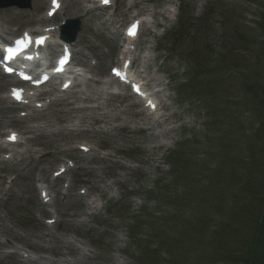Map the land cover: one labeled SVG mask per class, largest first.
I'll return each instance as SVG.
<instances>
[{"label":"rangeland","instance_id":"1","mask_svg":"<svg viewBox=\"0 0 264 264\" xmlns=\"http://www.w3.org/2000/svg\"><path fill=\"white\" fill-rule=\"evenodd\" d=\"M84 1L87 9L88 0ZM168 1L116 0L115 17L104 21L109 12L102 11L92 14L88 22L78 21L79 48L87 49L99 62L88 86L97 90L91 81L105 78L109 67L106 64L117 61L112 44L119 35L118 25L138 10L163 12ZM178 1L182 8L178 22L154 43H146L143 38L138 41L139 58L146 54L150 58L146 66L149 77L160 82L169 116L165 123L147 124L141 117L132 118L127 113L135 114L138 108L130 100L106 96L102 108L87 112L81 127L70 135L64 126L71 120L67 108L61 121L41 118L19 127L21 131H31L29 135L35 141L26 155L4 165L0 172V241L8 240L38 259L27 263L5 256L8 247L0 244V264H149L148 257L157 264H167L165 252L171 258L169 264H201L216 259L206 253L212 247L203 230L212 220L219 219L217 215L230 207V201L238 208L237 202H241L243 209L239 214L243 219H234L233 212L229 217L223 216L227 226H222L221 234L229 236L227 242L232 247L229 244L227 250H246L251 231L259 227L254 219L264 216L263 205L249 200L245 193V188L264 192V118L257 119L264 107V93L253 101L250 92L251 83L257 87L264 81V60L248 58L240 43H253L257 38L254 33H259L262 25L259 13H264V0ZM133 2H140V7L126 13ZM2 4L13 5L0 9V21L11 30L34 24L27 17L18 20L17 12L32 13L37 18L44 8L33 11L31 0H0ZM155 19L157 26H164L159 16ZM103 48L109 49L108 56L102 54ZM189 62H194L195 76L182 91L181 84L194 70ZM229 71L233 73L230 75ZM226 98L229 101L225 102ZM126 105L129 108L125 109ZM59 109L62 107L46 113ZM124 110L128 112L122 113ZM83 116L80 114L81 119ZM114 116L118 118L115 122L110 118ZM11 119L1 110L0 121L17 127ZM95 119L104 123H95ZM257 122L261 127L252 135L251 128ZM162 124L171 131L164 138ZM35 125L41 128L35 131ZM51 134L57 142L45 138ZM151 137L160 139L163 146L154 149ZM81 139L91 142L97 150H106L112 158L100 161L95 157H75L77 168L65 178L69 181L71 176L72 182L64 194L60 184H50L49 174L61 159L73 158L67 152L69 144ZM249 143L251 147L247 149ZM119 158L138 164L139 168L126 171L116 162ZM9 175L14 178L10 191L2 184ZM209 178H214L215 183L207 191L202 187ZM35 182L47 183L55 193L52 207L59 215V223L52 233L39 222L47 215L36 200ZM107 184L118 188V197L109 201L99 215L88 217L85 198L76 192L83 187L106 201L105 191L110 188ZM238 190L243 197L236 195ZM251 214L253 219L246 217ZM209 229L206 227L205 231ZM68 234H75L79 239L76 244L89 248V257L83 258L68 244ZM171 234L176 236L175 242ZM165 236L163 240L156 239L159 242L153 240Z\"/></svg>","mask_w":264,"mask_h":264},{"label":"bare ground","instance_id":"2","mask_svg":"<svg viewBox=\"0 0 264 264\" xmlns=\"http://www.w3.org/2000/svg\"><path fill=\"white\" fill-rule=\"evenodd\" d=\"M31 2H32V10L33 11H36V10H38V9H41L42 7H43V4H44V0H31ZM84 3H85V1L84 0H64L63 1V6H62V9H61V12H60V14H62L63 16L65 15V14H68V20H73V19H78V20H80V19H82V23L84 22H88V18H89V16H91L92 15V12H93V10H91V11H87V10H85L84 9ZM142 5V4H141ZM133 7H140L139 6V4L136 2V3H133L129 8H128V10L127 11H129V10H131ZM142 8H145L144 6L142 7ZM11 11H13V10H11ZM16 14H18L19 15V18H18V20H24L26 17L27 18H29L30 20L29 21H32L33 20V14L31 13V15H30V13L28 14V13H26L25 11H22V12H17ZM157 14V13H156ZM128 15V14H127ZM158 15H160L161 17H162V13L160 12V13H158ZM118 48H119V50H121V45H119L118 46ZM144 59H145V62H144V67H146L147 66V64L149 63V61H150V58H148V55H146L145 57H144ZM143 63V62H142ZM90 70H89V74H90ZM96 74H97V72H96ZM98 74L99 75H102V73L100 72V71H98ZM97 74V75H98ZM148 78V79H147ZM144 79H146V80H148V82H151V81H153V83H154V85H158L159 84V81H158V79H155V78H152V79H150L149 80V76L147 75V76H145V78ZM6 80V78H4V77H2V76H0V81H2V82H4ZM93 86L95 87H98V89L97 90H94V89H92V87H90V86H88V85H84L83 87H82V89L84 88L85 89V91H83L82 90V92L81 93H79V96H78V102H79V100H80V97H82V96H84V97H87V100H89L87 103H94V102H98V103H100V100L102 99L101 98V96H102V92L104 91V90H106L107 88H105L108 84H109V80H103V81H100V80H94L93 82ZM3 85L4 84H1L0 85V90L3 88ZM98 90L100 91V93L98 92ZM45 95V93H39V94H37L36 95V99L34 100L35 102H40V100H39V98L40 97H42V96H44ZM109 98H111V96H109ZM95 99V100H94ZM104 99V98H103ZM60 102L61 103H55V104H53V106H63V107H66V106H71L72 104L71 103H68V102H66V99H62V100H60ZM0 103L1 104H3V103H5V101H3L2 99H0ZM128 106H130V105H128ZM125 112H127V110H124L122 113H125ZM6 114V113H5ZM46 114H48V113H44V114H38V115H35V117H33L32 116V118H30V119H25V121H22V120H14L13 122L14 123H16V124H18V125H22V124H24L26 121H28V120H31V119H35L36 117H38V119L40 118V120H41V118L42 119H51V117L53 118V119H55L56 121H61L62 120V118L64 117V115H65V112L62 110V109H60L59 111H57L56 113H51L50 112V114H48V115H46ZM129 116L131 115V116H133L132 118H135V119H138L137 117H141V118H143V112H140V111H138V113H127ZM107 118V117H106ZM111 118V120L112 121H117L118 120V118H117V116H114V117H110ZM169 118V117H168ZM168 118L166 119V121L168 120ZM144 120V119H143ZM142 120H137V123L138 124H140V122H141ZM165 121V122H166ZM94 122L95 123H97V122H100V123H104V121H102V120H99V119H95L94 120ZM164 122V123H165ZM148 130L150 131V130H153V128H148ZM160 131H162L161 133H162V138H164L165 137V134H167V135H169V134H171V131L170 130H168L166 127H164V125L162 124V126L160 127ZM100 133H103V132H100ZM42 137H44V136H42ZM45 138H47V139H49L50 141H56L57 142V140L55 139V136H54V134L53 135H50L49 137H45ZM150 140H152L153 142H152V144H154V149H158V148H160V147H162L163 146V144L161 143V140L160 139H158V138H156V137H151V139ZM154 141L156 142V146H155V143H154Z\"/></svg>","mask_w":264,"mask_h":264},{"label":"trees","instance_id":"3","mask_svg":"<svg viewBox=\"0 0 264 264\" xmlns=\"http://www.w3.org/2000/svg\"><path fill=\"white\" fill-rule=\"evenodd\" d=\"M260 21L262 25L259 28L261 29L263 39L260 42H257V39H254L253 43L251 42L247 43V41H243V43H240L243 46H240V47H242L245 51L247 50L249 51L250 45L255 46V50L252 52L249 51L248 53L252 56H255L254 58L256 60L260 59L263 61L264 59L260 57V56L264 57V13L263 12H260ZM234 66L236 67V65ZM250 92L255 93V94H258L261 92L264 93V85L263 86L258 85L257 87H254L253 85L252 87H250ZM258 118L261 119L262 115H260V117ZM262 123H264V120L262 121ZM245 193L247 194V197L249 200H254L256 201V203L262 204L264 208V192L262 193V191H257V190L253 191L250 188H245ZM240 209L241 210L243 209L242 204L240 208L236 207V213L233 214L234 219L236 215L239 218L243 219L242 217L243 215L239 214V212L241 211ZM253 215L254 214L246 215V217L253 219ZM254 222L258 223L259 227L255 229L253 228V230L251 231L250 236H249V243H248L246 250L240 251L238 257L230 258L235 263L240 262L242 264H264V247H262L261 245L262 244L261 242H264V239L262 238L263 233H264V216L254 219ZM226 243H227V239H225L224 237L218 238L217 248L219 251H222L224 254L231 252V251H227L228 245H226Z\"/></svg>","mask_w":264,"mask_h":264},{"label":"snow or ice","instance_id":"4","mask_svg":"<svg viewBox=\"0 0 264 264\" xmlns=\"http://www.w3.org/2000/svg\"><path fill=\"white\" fill-rule=\"evenodd\" d=\"M101 2L102 3H104V4H108L109 2H110V0H101ZM52 3H53V6L54 7H59V4L57 3V0H52ZM51 14V13H50ZM135 29H136V26L134 25L133 27H132V29H130V31H129V34L130 35H135ZM38 43H43V40H40V41H38ZM9 72L11 71V69H7ZM116 70H114V72H115ZM25 79H28V77H24ZM17 98H19V97H17ZM10 139H12V140H14L15 139V136L13 135V137H11Z\"/></svg>","mask_w":264,"mask_h":264},{"label":"water","instance_id":"5","mask_svg":"<svg viewBox=\"0 0 264 264\" xmlns=\"http://www.w3.org/2000/svg\"><path fill=\"white\" fill-rule=\"evenodd\" d=\"M1 7H6V6H1Z\"/></svg>","mask_w":264,"mask_h":264}]
</instances>
